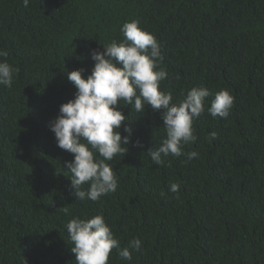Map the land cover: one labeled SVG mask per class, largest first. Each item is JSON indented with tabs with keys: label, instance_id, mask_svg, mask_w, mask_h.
Masks as SVG:
<instances>
[{
	"label": "trees",
	"instance_id": "trees-1",
	"mask_svg": "<svg viewBox=\"0 0 264 264\" xmlns=\"http://www.w3.org/2000/svg\"><path fill=\"white\" fill-rule=\"evenodd\" d=\"M134 20L161 46L160 90L172 103L193 87L213 95L194 121L197 140L163 166L147 154L166 138L162 110L121 101L133 132L108 162L118 188L80 201L63 167L73 154L49 125L74 98L67 72L87 78L92 51L122 41ZM0 50L18 69L11 88L0 85V264H75L66 224L96 215L121 248L143 246L130 262L113 249L108 264H264V0H0ZM224 89L234 105L214 119L207 108Z\"/></svg>",
	"mask_w": 264,
	"mask_h": 264
},
{
	"label": "clouds",
	"instance_id": "clouds-1",
	"mask_svg": "<svg viewBox=\"0 0 264 264\" xmlns=\"http://www.w3.org/2000/svg\"><path fill=\"white\" fill-rule=\"evenodd\" d=\"M29 0H24L28 7ZM124 39L103 44V51L93 50L95 62L91 74L85 78L86 69L68 71L66 76L76 92L74 98L62 104L59 115L50 122L57 146L73 154V159L63 167L70 176L71 187L77 200L98 201L104 195L115 192L118 179L108 163L117 155H125L132 143V128L125 126L128 116L121 109V101L137 113H145L151 107L162 110L166 138L158 148L147 151L154 165L163 166L162 157H180L184 146L194 143V121L205 111L206 98L212 92L205 87H193L178 103H172L170 92L160 90V82L168 77L161 68L163 55L155 36L139 26L138 21L125 22L121 27ZM9 53L0 50V85L11 88L18 69L7 62ZM234 97L228 90H220L211 100L208 113L215 118L229 117ZM147 106V108L145 107ZM123 127L121 134L120 129ZM217 138L210 133L209 139ZM136 147H142L140 141ZM99 154L97 158L96 154ZM191 151L188 159L198 157ZM88 184L87 190L84 185ZM179 184L173 183L169 191L179 193ZM163 195V193H162ZM179 199V195H177ZM67 213V207H64ZM75 264H108L110 253L116 249L121 260L131 261L133 252L142 251L139 238L121 248L110 226L102 215L90 219L73 218L66 224Z\"/></svg>",
	"mask_w": 264,
	"mask_h": 264
}]
</instances>
